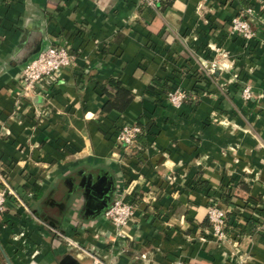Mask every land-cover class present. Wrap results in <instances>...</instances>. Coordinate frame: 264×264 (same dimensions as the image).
Returning <instances> with one entry per match:
<instances>
[{"label":"crops","instance_id":"0c3cea01","mask_svg":"<svg viewBox=\"0 0 264 264\" xmlns=\"http://www.w3.org/2000/svg\"><path fill=\"white\" fill-rule=\"evenodd\" d=\"M260 1L0 0V177L28 209L6 199L0 264H94L63 238L107 264H264ZM247 7L258 19L248 49L227 33ZM49 44L67 47L70 66L23 95L22 66ZM214 60L224 69L203 71ZM174 88L178 108L164 98ZM130 124L141 135L116 145ZM121 196L133 205L125 238L103 219ZM212 205L231 214L223 242L209 234ZM249 219L253 235L239 236Z\"/></svg>","mask_w":264,"mask_h":264},{"label":"built area","instance_id":"2783aa9c","mask_svg":"<svg viewBox=\"0 0 264 264\" xmlns=\"http://www.w3.org/2000/svg\"><path fill=\"white\" fill-rule=\"evenodd\" d=\"M137 5L143 9L155 10L160 0H135ZM242 12H249V10H242ZM230 27L233 33H239L245 39L250 38L251 34L248 30V24L246 21H239L237 18H233L230 22ZM194 39V38H193ZM72 62V56L65 46L46 45L39 50L34 57L28 60L20 70V89L23 95H29L34 93L40 84L51 87L59 77L62 69L68 68ZM201 67L212 74L215 67H218L215 63H201ZM223 68L224 65H221ZM165 101L173 108L180 107L186 101L185 93L174 88L165 94ZM240 98L242 101H248L251 99L250 88L248 85L244 86L240 90ZM141 134V127L137 124H130L121 127L115 135V143L118 146L125 148L131 147L136 138ZM0 214L5 209V197L10 196L15 202L26 211L24 201L9 187L5 179L0 177ZM264 189V185H263ZM133 215L132 204L125 201L123 196L119 197L104 211L103 219L108 221L114 229V235L118 238H125L123 229L126 223L131 219ZM225 215L226 210L224 208L217 207L215 205L209 206L206 209V221L210 236L216 242H223L225 234ZM65 242L72 248L80 251L81 253L90 256L94 264H107L104 261L97 259L96 257L88 254L77 246L72 241L63 238Z\"/></svg>","mask_w":264,"mask_h":264},{"label":"rangeland","instance_id":"374dc122","mask_svg":"<svg viewBox=\"0 0 264 264\" xmlns=\"http://www.w3.org/2000/svg\"><path fill=\"white\" fill-rule=\"evenodd\" d=\"M242 10H249V12H242ZM259 10H260V12L262 11V12H264V2H261L260 1V5H259ZM233 18H237L239 21H246L247 22V24H248V30H249V32H250V34H251V36H250V38H248V39H245V38H243L242 36H240V34L239 33H233L232 32V30H231V27H230V22H231V20L233 19ZM257 24H258V19H257V16L255 15V13H254V11L251 9V8H249V7H247V8H242V9H238L237 11H236V13L230 18V20H229V22H228V28H227V33H228V35H230V36H233V37H235L236 39H238L239 40V42H240V44L241 45H244V47L245 48H250L251 47V45L253 44V43H256V33H257V30H256V26H257ZM258 42V41H257ZM261 44V43H260ZM263 45H264V43H262ZM261 44V45H262ZM215 52H217V55H221L223 58L225 57V55H226V52L225 51H215ZM221 58V57H220ZM211 60V59H210ZM221 60H224V59H221ZM209 63H215L218 67H215L214 69H216V68H222V67H220V65L221 64H219V62H217V60L215 61H211V62H209ZM208 64V63H207ZM223 69H224V67H223ZM203 71H204V69H203ZM202 71V72H203ZM247 84H245V85H243L242 87H241V89L244 87V86H246ZM240 89V90H241ZM1 189H2V187H1ZM8 197H10V196H6L5 197V200L8 198ZM87 197H88V199L91 201V202H93V204H95L96 205V208L98 209V208H100V206L103 204V203H105V201H106V196H103V194L100 196L98 193H97V190H96V188L95 189H93V190H91V191H89L88 193H87ZM15 201V200H14ZM96 202V203H95ZM132 207H133V205H132Z\"/></svg>","mask_w":264,"mask_h":264},{"label":"trees","instance_id":"16d2710c","mask_svg":"<svg viewBox=\"0 0 264 264\" xmlns=\"http://www.w3.org/2000/svg\"><path fill=\"white\" fill-rule=\"evenodd\" d=\"M219 202L221 204H223L224 206H226V207L233 206L230 203V198L228 196H226V195H221L219 197ZM230 215H231L230 213H226V215H225V221L230 218ZM257 226H258V223L256 221L249 219V220L246 221V223L244 224V226L239 230L238 235L239 236H251V235H253L255 229L257 228Z\"/></svg>","mask_w":264,"mask_h":264},{"label":"water","instance_id":"95a60500","mask_svg":"<svg viewBox=\"0 0 264 264\" xmlns=\"http://www.w3.org/2000/svg\"><path fill=\"white\" fill-rule=\"evenodd\" d=\"M79 256V255H78Z\"/></svg>","mask_w":264,"mask_h":264}]
</instances>
